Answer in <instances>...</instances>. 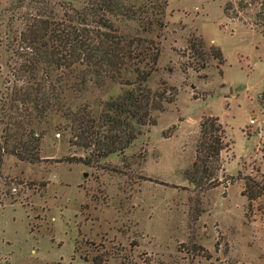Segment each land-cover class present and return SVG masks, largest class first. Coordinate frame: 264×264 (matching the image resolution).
<instances>
[{"label": "rangeland", "instance_id": "374dc122", "mask_svg": "<svg viewBox=\"0 0 264 264\" xmlns=\"http://www.w3.org/2000/svg\"><path fill=\"white\" fill-rule=\"evenodd\" d=\"M56 4L0 0L2 148L5 121L15 114L8 94L19 32ZM261 4L168 0L149 85L165 82L176 89L175 98L121 156L110 155L96 167L68 161L84 154L58 129L63 122L55 111L33 127L40 139L37 160L4 154L0 264H264ZM194 38H202L206 50L219 47L223 63L208 54L205 67L194 70L187 50ZM119 91L118 84L98 89L88 83L66 91V98L68 107H95ZM208 116L218 118L224 147L212 182L200 186L186 172L195 161L199 122Z\"/></svg>", "mask_w": 264, "mask_h": 264}, {"label": "trees", "instance_id": "16d2710c", "mask_svg": "<svg viewBox=\"0 0 264 264\" xmlns=\"http://www.w3.org/2000/svg\"><path fill=\"white\" fill-rule=\"evenodd\" d=\"M56 1L57 9L42 8L26 24L13 49L17 59L10 69L14 84L8 100L15 114L5 121L9 132L3 139L6 147L0 145V169L4 154L21 161L38 159L40 139L33 136V127L53 111L63 122L58 129L84 154L67 160L96 167L110 155L121 156L156 124L154 113L163 112L175 98L176 89L165 82L156 88L149 85L161 53L158 39L168 0ZM260 9L256 16L264 33V4ZM205 45L202 38L188 40L194 70L205 67L208 54L223 63L219 47L206 50ZM88 83L98 89L118 84L120 91L95 107L87 103L68 107L66 91H80ZM223 137L218 118L208 116L199 122L195 161L186 172L191 184L212 182ZM92 263L99 264L96 259Z\"/></svg>", "mask_w": 264, "mask_h": 264}, {"label": "built area", "instance_id": "2783aa9c", "mask_svg": "<svg viewBox=\"0 0 264 264\" xmlns=\"http://www.w3.org/2000/svg\"><path fill=\"white\" fill-rule=\"evenodd\" d=\"M253 122V120H251V123Z\"/></svg>", "mask_w": 264, "mask_h": 264}, {"label": "water", "instance_id": "95a60500", "mask_svg": "<svg viewBox=\"0 0 264 264\" xmlns=\"http://www.w3.org/2000/svg\"><path fill=\"white\" fill-rule=\"evenodd\" d=\"M230 91H231V88H230Z\"/></svg>", "mask_w": 264, "mask_h": 264}]
</instances>
